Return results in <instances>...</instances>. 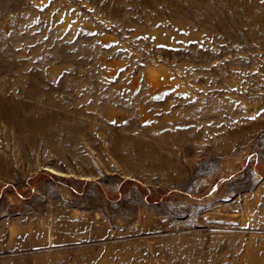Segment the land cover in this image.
Here are the masks:
<instances>
[{
	"label": "rangeland",
	"instance_id": "1",
	"mask_svg": "<svg viewBox=\"0 0 264 264\" xmlns=\"http://www.w3.org/2000/svg\"><path fill=\"white\" fill-rule=\"evenodd\" d=\"M0 264H264V0H0Z\"/></svg>",
	"mask_w": 264,
	"mask_h": 264
}]
</instances>
